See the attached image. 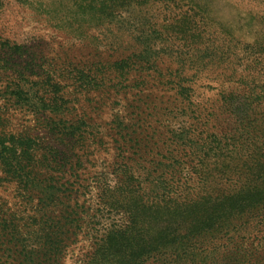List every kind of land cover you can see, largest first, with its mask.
Returning a JSON list of instances; mask_svg holds the SVG:
<instances>
[{"label":"trees","instance_id":"trees-1","mask_svg":"<svg viewBox=\"0 0 264 264\" xmlns=\"http://www.w3.org/2000/svg\"><path fill=\"white\" fill-rule=\"evenodd\" d=\"M137 4L135 24L122 32L125 9ZM83 6L65 20L69 33L96 38L115 59L69 63L65 75L43 66L37 90H4L6 102L41 116L45 133L0 132L6 173L20 179L52 163L71 177L100 175L90 213L101 225L99 257L91 264H209L214 252L264 264V40H237L191 0ZM3 47L17 49L9 40ZM232 80L227 90L222 83ZM150 83L165 90L144 94ZM123 98L138 110L113 114L102 132L94 117ZM105 153L113 160L100 171ZM42 154L47 166L36 160ZM109 213L121 223L103 224Z\"/></svg>","mask_w":264,"mask_h":264},{"label":"rangeland","instance_id":"rangeland-1","mask_svg":"<svg viewBox=\"0 0 264 264\" xmlns=\"http://www.w3.org/2000/svg\"><path fill=\"white\" fill-rule=\"evenodd\" d=\"M191 1L237 40L244 43L264 40V0ZM142 5L125 9L120 23V26L124 25L122 32L134 23L129 17H133ZM83 7V0H0V54L7 57V63L0 58V64L6 65L0 67V132L32 136L45 134L41 116L6 102L4 90H37L36 83L41 79L43 66L45 70L56 69L65 75L69 63L78 64L80 68L97 63L104 54L108 59H115L111 53L105 52L107 48H99L96 38L79 39L69 33L65 20L76 12L82 13ZM6 40L17 49L3 50ZM23 73L30 78L26 79ZM222 84L227 90L237 86L233 80ZM51 85L49 89L53 90ZM142 90L147 94V90L165 89L150 83ZM138 99L141 98L137 96ZM81 102L83 96L78 95L76 105L81 107ZM132 104L139 103L115 99L111 104L113 109L109 107L106 113L94 117L93 123L100 125L102 132L108 133L111 116L120 113L127 118L129 111L138 110ZM162 104L159 103L160 106ZM87 105L86 101L84 107L87 108ZM143 142L147 143L146 140ZM145 150L144 157L147 159V147ZM42 156L39 155L36 160L47 166L50 161H45ZM145 158L143 162L147 164ZM109 160H113V153L100 157V171H108L106 163ZM26 172L22 178L15 179L6 173L0 162V264H91L95 256L99 257L95 247L101 225L91 222L90 213L97 197L94 178L100 175L90 178L85 172L74 170L71 177L53 169L52 163L46 169ZM27 178L33 180L32 184L26 185ZM70 193L72 199L66 196ZM121 219V214L109 213L102 222L109 226L113 222L121 223ZM214 254L216 257L209 264H243L229 254ZM117 259L116 256L114 260L117 262ZM121 259L117 264H124ZM247 264L257 263L250 259Z\"/></svg>","mask_w":264,"mask_h":264}]
</instances>
